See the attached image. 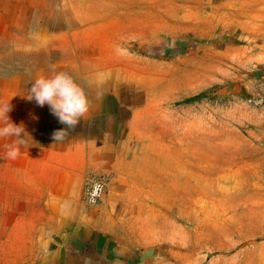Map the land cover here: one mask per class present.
Listing matches in <instances>:
<instances>
[{"label": "rangeland", "instance_id": "1", "mask_svg": "<svg viewBox=\"0 0 264 264\" xmlns=\"http://www.w3.org/2000/svg\"><path fill=\"white\" fill-rule=\"evenodd\" d=\"M54 71L88 100L56 143L26 98ZM0 103L32 137L0 138V264L76 227L147 264H264V0H0Z\"/></svg>", "mask_w": 264, "mask_h": 264}, {"label": "clouds", "instance_id": "2", "mask_svg": "<svg viewBox=\"0 0 264 264\" xmlns=\"http://www.w3.org/2000/svg\"><path fill=\"white\" fill-rule=\"evenodd\" d=\"M26 98L34 100L40 107L47 105L51 114L64 125V128L53 132L55 143L62 141L67 134L66 129L76 126L88 111V100L82 88L70 74L62 71L37 77L30 84ZM10 111V103H0V138H11L4 156L15 160L21 154V148L28 145L27 137L31 136L22 123L17 125L11 121Z\"/></svg>", "mask_w": 264, "mask_h": 264}, {"label": "crops", "instance_id": "3", "mask_svg": "<svg viewBox=\"0 0 264 264\" xmlns=\"http://www.w3.org/2000/svg\"><path fill=\"white\" fill-rule=\"evenodd\" d=\"M73 225L69 224L70 228ZM73 230L57 242L48 240L46 245L58 246L40 255L39 264H147L134 260L137 257L134 246L124 247L109 233L95 230L83 235L81 227Z\"/></svg>", "mask_w": 264, "mask_h": 264}, {"label": "built area", "instance_id": "4", "mask_svg": "<svg viewBox=\"0 0 264 264\" xmlns=\"http://www.w3.org/2000/svg\"><path fill=\"white\" fill-rule=\"evenodd\" d=\"M104 190V184L100 178H91L84 192V201L88 205H95L99 202Z\"/></svg>", "mask_w": 264, "mask_h": 264}, {"label": "trees", "instance_id": "5", "mask_svg": "<svg viewBox=\"0 0 264 264\" xmlns=\"http://www.w3.org/2000/svg\"><path fill=\"white\" fill-rule=\"evenodd\" d=\"M195 99H197V98H195ZM191 102V100H187L185 103H190Z\"/></svg>", "mask_w": 264, "mask_h": 264}]
</instances>
